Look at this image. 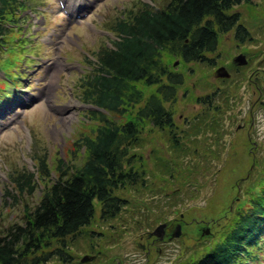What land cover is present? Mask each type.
Returning <instances> with one entry per match:
<instances>
[{
	"label": "rangeland",
	"instance_id": "374dc122",
	"mask_svg": "<svg viewBox=\"0 0 264 264\" xmlns=\"http://www.w3.org/2000/svg\"><path fill=\"white\" fill-rule=\"evenodd\" d=\"M25 1L20 26L7 24L6 46L0 45V233L22 221L25 204L33 208L42 196L37 187L23 201L7 197L17 172L35 171L34 158L45 153L55 172L59 158L69 160L78 151L75 141L91 133L90 111L104 112L85 100L84 84L99 49L117 39L112 26L118 17L145 2L163 7L169 0ZM233 11L254 40L240 45L235 29L222 34L210 54L215 66L171 60L186 73L178 100L168 104L175 111L180 147L168 131L141 133L136 160L140 155L144 160L149 187L123 192L130 204L118 218L105 221L97 215L73 242L68 237L71 258L65 264H184L206 253L249 209L264 180V105L243 74L252 64V70L264 68V0H249ZM239 53L250 62L235 71L232 62ZM219 67L231 76L225 80ZM151 90L145 89V97ZM214 91L219 92L217 109L196 100ZM158 213L162 221L155 223ZM163 223L169 226L164 240L148 237ZM177 223L187 225L179 232ZM151 242V248L141 245ZM255 254L250 264H264V236Z\"/></svg>",
	"mask_w": 264,
	"mask_h": 264
},
{
	"label": "trees",
	"instance_id": "16d2710c",
	"mask_svg": "<svg viewBox=\"0 0 264 264\" xmlns=\"http://www.w3.org/2000/svg\"><path fill=\"white\" fill-rule=\"evenodd\" d=\"M247 1L169 0L163 7L145 2L118 17L112 26L117 39L99 49L94 72L84 84L85 100L104 112L90 111L95 121L89 123L91 133L75 141L78 151L69 160L59 158L55 172L45 153L34 158L37 172L25 169L13 177L7 197L22 200L37 187H42V196L33 208L25 204L22 221L0 233V264H53L57 259L65 264L72 242L97 215L105 221L118 218L130 204L123 192L149 187L144 160L141 155L136 160L141 133L168 131L180 147L175 111L168 104L173 107L178 100L186 73L171 60L215 66L217 59L210 54L216 53L221 35L235 27L239 43L252 42L240 13L233 11ZM27 7L25 0H0L1 46L8 34L6 25L18 26ZM218 93L196 100L217 109ZM259 182L260 192L252 193L249 209L237 215L224 237L200 258L184 264H247L257 257L255 250L264 234V180ZM172 195L176 196L175 190ZM158 214L155 223L162 221ZM68 237L74 238L70 245Z\"/></svg>",
	"mask_w": 264,
	"mask_h": 264
},
{
	"label": "flooded vegetation",
	"instance_id": "af4514ba",
	"mask_svg": "<svg viewBox=\"0 0 264 264\" xmlns=\"http://www.w3.org/2000/svg\"><path fill=\"white\" fill-rule=\"evenodd\" d=\"M248 58V57H247ZM250 61V58H248ZM249 64V63H248ZM253 64L248 67L247 71L244 72L243 76L247 77V81L249 82V87L251 89L252 95L257 96V100L260 102L261 105H264V68L261 67V65H258V67L254 70H252ZM239 67L236 66V71H239ZM254 77V78H253ZM254 110V107L251 108L250 111ZM148 237H150L148 235ZM155 240V238H151ZM155 244V242H151L149 245L146 244V248H151V245Z\"/></svg>",
	"mask_w": 264,
	"mask_h": 264
},
{
	"label": "water",
	"instance_id": "95a60500",
	"mask_svg": "<svg viewBox=\"0 0 264 264\" xmlns=\"http://www.w3.org/2000/svg\"><path fill=\"white\" fill-rule=\"evenodd\" d=\"M234 61L237 64H240V65L247 64V62H248V60H247V58H246V56L244 54H239L237 57H235ZM166 227H167L166 223L160 224L151 234L157 235L158 237L163 239L165 234H166ZM178 230H179V232L181 231V226L180 225L178 226ZM179 232L178 233H173V236L174 237L180 236ZM86 259L87 258H84L83 260H86Z\"/></svg>",
	"mask_w": 264,
	"mask_h": 264
}]
</instances>
